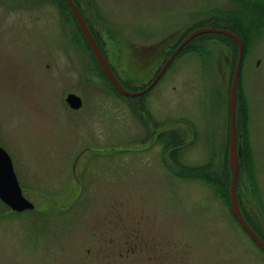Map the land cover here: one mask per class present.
I'll list each match as a JSON object with an SVG mask.
<instances>
[{
    "label": "rangeland",
    "instance_id": "rangeland-1",
    "mask_svg": "<svg viewBox=\"0 0 264 264\" xmlns=\"http://www.w3.org/2000/svg\"><path fill=\"white\" fill-rule=\"evenodd\" d=\"M73 1L130 92L193 30L240 31L250 55L236 98V196L264 239V20L238 28L262 0ZM221 35L196 37L148 92L127 97L63 0H0V147L35 205L17 213L0 201V264H264L222 179L237 48ZM207 165L215 187L194 177Z\"/></svg>",
    "mask_w": 264,
    "mask_h": 264
},
{
    "label": "water",
    "instance_id": "water-1",
    "mask_svg": "<svg viewBox=\"0 0 264 264\" xmlns=\"http://www.w3.org/2000/svg\"><path fill=\"white\" fill-rule=\"evenodd\" d=\"M71 11L73 17L78 23L85 39L90 47V50L98 63L102 73L106 76L113 88L121 95L127 97H136L148 92L161 78L168 65L175 58V56L196 37L212 33L222 34L234 39L238 45V58L236 61L234 73L231 80L230 92H229V150H228V167L230 170V188H229V201L232 215L242 230L249 236V238L258 246V248L264 253V241L253 231V229L247 224L243 218L236 196V178L238 168V152L236 146V98L237 89L239 83V77L241 72L243 46L239 37L228 30L220 28L201 27L190 32L174 49L171 55L167 58L163 66L155 75L153 80L147 87L138 91L130 92L123 87L116 75L114 74L111 66L108 64L105 56L103 55L100 47L98 46L93 35L89 31L81 13L74 4L73 0H64ZM65 102L72 109H79L82 105V99L76 94H68ZM0 201L5 204L13 212H23L26 210L34 209V204L24 197L22 189L14 172L12 160L8 153L0 147Z\"/></svg>",
    "mask_w": 264,
    "mask_h": 264
},
{
    "label": "trees",
    "instance_id": "trees-1",
    "mask_svg": "<svg viewBox=\"0 0 264 264\" xmlns=\"http://www.w3.org/2000/svg\"><path fill=\"white\" fill-rule=\"evenodd\" d=\"M249 11H250V13L253 15L252 17H251V19H250V21H249V24H251V26H247V25H243L242 23H240L239 22V28H241L240 30L243 32V33H248V34H250L251 32L250 31H253V30H255L257 27H258V20H260V18L261 17H263V12L261 11V10H259V7H256V6H253V5H249ZM241 24V25H240ZM212 28H225L224 26H220V25H215V26H211ZM231 29V28H230ZM249 29V30H248ZM235 32V31H234ZM188 35V34H187ZM186 35V36H187ZM219 35V34H218ZM185 36V37H186ZM221 36H224V35H221ZM184 37V38H185ZM183 38V39H184ZM224 38H226V39H228V40H230V41H232V43H234V40L232 39V38H230V37H228V36H224ZM182 39V40H183ZM182 40H180L179 42H181ZM194 40V39H193ZM192 40V41H193ZM191 41V42H192ZM191 42H189L187 45H185V47L182 49V51L188 46V45H190L191 44ZM243 44H244V41H243ZM234 46H235V48H237V46H236V44L234 43ZM244 46H245V44H244ZM101 70V69H100ZM102 72V71H101ZM104 75V74H103ZM105 76V75H104ZM105 78H106V76H105ZM107 79V78H106ZM107 81H108V79H107ZM109 82V81H108ZM109 84L111 85V83L109 82ZM112 86V85H111ZM112 88H113V86H112ZM145 88V87H144ZM143 88V89H144ZM237 105V104H236ZM244 151V148H242V152ZM242 154V153H241ZM246 154H247V159L246 160H248V157H249V153H248V150L246 151ZM246 158V157H245ZM229 167H227V169H228ZM210 169H211V167H210V165H207V166H202V167H200V168H197V169H194V170H192V171H194V174L196 173V175H194V177H196V178H199V177H201L203 180H205L206 182H208V184L209 185H211V186H213V187H215L217 184H216V182H215V180H213V178L211 177V174L212 173H210L209 172V174L207 173V171H210ZM228 171H229V173H230V170H224V176L222 177V179H224V181L227 179V180H229L230 179V175H229V173H228ZM202 173V174H201ZM197 174H199V175H197ZM226 180V181H227ZM230 185V184H229ZM241 211V210H240ZM241 214H242V212H241ZM242 216H243V214H242ZM244 217V216H243ZM244 219H245V217H244ZM246 220V219H245ZM246 222H247V224L251 227V225L249 224V222L246 220ZM252 228V227H251ZM253 229V228H252ZM253 231L260 237V235L253 229ZM263 241H264V239L262 238V237H260Z\"/></svg>",
    "mask_w": 264,
    "mask_h": 264
},
{
    "label": "flooded vegetation",
    "instance_id": "flooded-vegetation-1",
    "mask_svg": "<svg viewBox=\"0 0 264 264\" xmlns=\"http://www.w3.org/2000/svg\"><path fill=\"white\" fill-rule=\"evenodd\" d=\"M64 1V0H63ZM74 2V1H73ZM262 2L263 3H261V2H256L257 4H259V5H257V4H254V6H256V7H259V10H261L263 13H264V0H262ZM64 3L66 4V2L64 1ZM252 3H254V2H252ZM75 4V3H74ZM66 6H67V4H66ZM68 7V6H67ZM77 8H78V10H79V12L81 13V15H82V17H83V19H84V21H85V23H86V25H87V27H88V29H89V31L91 32V34L93 35V37H94V39H95V35H94V33L92 32V30H91V28L88 26V24H87V20H86V18H85V15L80 11V8L77 6ZM68 10H69V8H68ZM70 11V10H69ZM71 12V11H70ZM236 13H238V14H240L239 13V11H236ZM261 20H264V14H263V17H261L260 18V20H258L257 22L259 23ZM222 26H224L225 28H220V29H225V30H228V31H231V32H233V33H235L238 37H239V39H240V41H241V43H242V46H243V55H242V61L245 59V57H247V56H249L250 55V53H248L247 52V49H246V47L244 46V44H243V38H242V34L240 33V31H238V30H236V29H234V28H231V27H228L227 25H222ZM80 28V27H79ZM231 28V29H230ZM238 28H239V26H238ZM81 30V29H80ZM235 31V32H234ZM246 34H248V33H246ZM251 34V33H250ZM225 36V35H224ZM96 40V39H95ZM234 40V39H233ZM234 43L236 44V46H237V58H238V45H237V42L234 40ZM99 46V45H98ZM232 48H235V46H230V47H228V49L230 50V54L231 55H233V51H232ZM101 49V51H102V53H103V55H104V51H103V49L102 48H100ZM234 50V49H233ZM249 54V55H248ZM105 56V55H104ZM235 56H233V58H234ZM129 60H131V58H130V55L127 57ZM236 58V59H237ZM225 59H228V57H226L225 56ZM231 59V58H230ZM82 103H83V101H82ZM7 207V206H6ZM244 218V217H243ZM246 221V220H245ZM240 227V226H239ZM241 228V227H240ZM242 229V228H241ZM247 235V234H246Z\"/></svg>",
    "mask_w": 264,
    "mask_h": 264
}]
</instances>
